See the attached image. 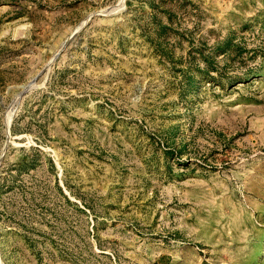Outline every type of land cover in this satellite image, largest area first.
<instances>
[{"label": "rangeland", "instance_id": "1", "mask_svg": "<svg viewBox=\"0 0 264 264\" xmlns=\"http://www.w3.org/2000/svg\"><path fill=\"white\" fill-rule=\"evenodd\" d=\"M0 264H264V0H0Z\"/></svg>", "mask_w": 264, "mask_h": 264}, {"label": "water", "instance_id": "2", "mask_svg": "<svg viewBox=\"0 0 264 264\" xmlns=\"http://www.w3.org/2000/svg\"><path fill=\"white\" fill-rule=\"evenodd\" d=\"M109 11H103L101 13H98L97 15H104V14H108ZM69 39L64 43L63 47L68 43ZM27 88H31V85H29L28 87H26L25 89Z\"/></svg>", "mask_w": 264, "mask_h": 264}]
</instances>
